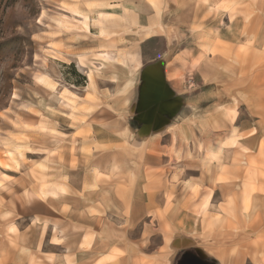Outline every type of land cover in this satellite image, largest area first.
<instances>
[{
  "label": "crops",
  "instance_id": "1",
  "mask_svg": "<svg viewBox=\"0 0 264 264\" xmlns=\"http://www.w3.org/2000/svg\"><path fill=\"white\" fill-rule=\"evenodd\" d=\"M63 1L97 101L0 165V264H264V0Z\"/></svg>",
  "mask_w": 264,
  "mask_h": 264
},
{
  "label": "rangeland",
  "instance_id": "2",
  "mask_svg": "<svg viewBox=\"0 0 264 264\" xmlns=\"http://www.w3.org/2000/svg\"><path fill=\"white\" fill-rule=\"evenodd\" d=\"M68 6L63 0H0V142L5 141L9 147L14 144L24 147L38 137L40 123L44 124V129L47 127L43 115L46 119L85 121V115L71 113L86 112L91 104L85 103L97 101L86 88L84 73L63 55L71 53L70 42L76 38L70 34L71 27L60 28L57 20L61 19L66 25L76 21L77 26L81 20L74 21L64 12ZM35 74H47L56 81V88L38 84ZM63 88L78 92L80 98L72 102L75 109L63 104L60 96ZM23 147L24 151L30 149ZM5 150L0 144V160L4 163L1 166L14 169ZM17 158L31 164L29 157ZM7 163L10 167L5 165Z\"/></svg>",
  "mask_w": 264,
  "mask_h": 264
},
{
  "label": "bare ground",
  "instance_id": "3",
  "mask_svg": "<svg viewBox=\"0 0 264 264\" xmlns=\"http://www.w3.org/2000/svg\"><path fill=\"white\" fill-rule=\"evenodd\" d=\"M95 5H97L96 4V2H94V1H89L88 2V7H93V6H95ZM110 5V4H109ZM69 8H68V10L69 11H71V12H73L74 14H76V15H82L83 16V19H82V22H81V28H82V30H88V26H89V22L92 20V21H98V22H101L100 21V19H97V17H93V16H91V15H94V11H90L89 13H82V11L79 9V7H77L75 4H72L71 6H68ZM103 14H105V13H103ZM103 14L101 13V12H99V15L100 16H103ZM82 18V17H81ZM102 18V17H101ZM102 20V19H101ZM93 23V22H92ZM57 25H58V27H60V28H67V25L65 24V22L64 21H62L61 19H58L57 20ZM98 30V29H97ZM100 33H101V35H105L104 33H103V31H102V29L100 30ZM47 48V47H46ZM204 49V48H203ZM78 64H79V66L81 65V66H83L84 65V61H83V59H82V57L80 56L79 58H78V62H77ZM88 68H89V70H88V75L89 76H91V75H93L94 74V67H93V65H88ZM36 75V74H35ZM34 75V77H35V81L38 83V84H41L42 86H44V87H54L55 85H56V81H54L53 79H51L50 77H48V76H46V75H44V74H38V75H36L35 76ZM92 81H93V79H92ZM36 84V83H35ZM94 85V84H93ZM39 103H42V99H41V97H39ZM235 113V112H234ZM230 114V113H229ZM232 114V113H231ZM230 114V115H231ZM234 116V115H233ZM227 140V139H226ZM229 141V140H228ZM232 141V140H231ZM230 142V141H229ZM228 142V143H229ZM0 144L4 147V149L6 148V150H5V154L7 155V157L14 163V164H16V165H18V156H22V154H23V149H22V146L21 145H19V144H14V145H12V146H8V144L5 142V141H2V142H0ZM224 144V143H223ZM229 144H231V143H229ZM225 145H227V143H225ZM231 146V145H230ZM9 147V148H8ZM226 147V146H225ZM213 154V153H212ZM205 155H206V153H205ZM208 155V154H207ZM215 160V159H214ZM4 163L0 160V165H3ZM6 166L8 165V164H5ZM41 191H45L46 189H45V186L44 185H42L41 186V189H40ZM40 191V192H41ZM42 193V192H41ZM45 194V193H44ZM39 195H40V193H39Z\"/></svg>",
  "mask_w": 264,
  "mask_h": 264
}]
</instances>
